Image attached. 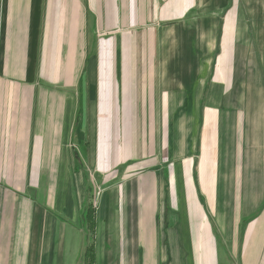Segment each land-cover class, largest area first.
<instances>
[{
    "label": "crops",
    "instance_id": "0c3cea01",
    "mask_svg": "<svg viewBox=\"0 0 264 264\" xmlns=\"http://www.w3.org/2000/svg\"><path fill=\"white\" fill-rule=\"evenodd\" d=\"M87 239L264 264V0H0V264Z\"/></svg>",
    "mask_w": 264,
    "mask_h": 264
},
{
    "label": "rangeland",
    "instance_id": "374dc122",
    "mask_svg": "<svg viewBox=\"0 0 264 264\" xmlns=\"http://www.w3.org/2000/svg\"><path fill=\"white\" fill-rule=\"evenodd\" d=\"M88 173H89V177H90L91 184L93 186V189H91V192L94 193V194H96L97 192L100 193L102 191L101 190L102 188L100 186H98L97 183H96L97 177H96L95 173L92 170H90V172H88ZM92 186H91V188H92ZM85 235L87 236V232H86ZM89 242H90L89 239H87V241L85 243V244H87L86 247H85L86 250L89 248ZM86 250H85V253L84 254H86ZM84 254L82 256L83 258L81 257L82 258V261H83V264H84V262L87 259L86 256L84 257Z\"/></svg>",
    "mask_w": 264,
    "mask_h": 264
},
{
    "label": "trees",
    "instance_id": "16d2710c",
    "mask_svg": "<svg viewBox=\"0 0 264 264\" xmlns=\"http://www.w3.org/2000/svg\"><path fill=\"white\" fill-rule=\"evenodd\" d=\"M88 217L91 220V234H93L92 232V227L94 226V223H92V213H88ZM87 257L86 261L84 264H94L95 261V255H94V246H93V242L92 245L86 250V254L84 255V257Z\"/></svg>",
    "mask_w": 264,
    "mask_h": 264
}]
</instances>
